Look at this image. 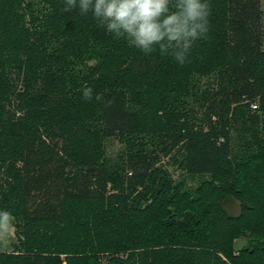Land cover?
Returning <instances> with one entry per match:
<instances>
[{
    "label": "trees",
    "instance_id": "1",
    "mask_svg": "<svg viewBox=\"0 0 264 264\" xmlns=\"http://www.w3.org/2000/svg\"><path fill=\"white\" fill-rule=\"evenodd\" d=\"M40 1L39 15L0 0V214L15 236L0 264H264L260 0H208L184 64L182 47L145 54L91 11ZM108 137L125 145L118 187ZM160 156L209 177L181 189Z\"/></svg>",
    "mask_w": 264,
    "mask_h": 264
},
{
    "label": "clouds",
    "instance_id": "2",
    "mask_svg": "<svg viewBox=\"0 0 264 264\" xmlns=\"http://www.w3.org/2000/svg\"><path fill=\"white\" fill-rule=\"evenodd\" d=\"M68 9L78 6L82 14L92 12L99 24L117 37H127L131 45L151 54L182 47L175 60L184 64L185 53L210 31L211 5L208 0H67ZM65 9V10H68ZM174 9V10H172ZM92 89L84 91L91 99ZM0 216L7 218V213Z\"/></svg>",
    "mask_w": 264,
    "mask_h": 264
},
{
    "label": "rangeland",
    "instance_id": "3",
    "mask_svg": "<svg viewBox=\"0 0 264 264\" xmlns=\"http://www.w3.org/2000/svg\"><path fill=\"white\" fill-rule=\"evenodd\" d=\"M33 1L36 7L40 10L39 12L40 15L42 12H44L45 7L40 0H33ZM260 6L262 11L261 23L263 27L261 48L264 50V0H260ZM28 18L30 17H27L26 19ZM93 62L94 59L89 58L88 55L84 59L85 65H91ZM76 67L79 68L80 65H77ZM248 103L250 109H255V108H251V105L252 104L257 105L256 99L248 101ZM218 139L219 140L216 141V143L222 142L223 140L221 136H218ZM233 139H236V136L234 134L233 137H231V140L234 142ZM148 140H149L148 142L149 144L152 141V139H149L148 137ZM102 146H103V159L106 163V168L109 175L114 180L115 187L120 186V184L123 185L124 177L122 176V171L125 170L123 166L125 145L122 144L120 141H118L117 138L108 137L103 140ZM233 152L234 153L238 152V149L236 148ZM159 163L163 170L162 173L165 174L166 178L172 183H180L181 189L184 190H193L203 179H207L209 177L207 174L204 173L201 174V173H191V172L181 171L177 166L178 163L174 164L173 161L172 160L170 161L169 158L167 157H161ZM7 178L8 177L5 176L4 174L1 175V180H5ZM107 188L109 192H115L117 190V188L112 187V183H110V181L107 183ZM132 197L134 198L135 201L139 200L140 205L143 203L140 201V198L136 196L135 193L131 194V198ZM225 208L227 209V211L230 212L236 211V206L231 201L225 204ZM9 226H12L11 218H7L4 222L0 223V251H4V250L9 251L11 249V244L15 242V236H13L14 234L7 233V229ZM242 243L243 241L241 239L234 240L235 249L239 248L242 245Z\"/></svg>",
    "mask_w": 264,
    "mask_h": 264
},
{
    "label": "crops",
    "instance_id": "4",
    "mask_svg": "<svg viewBox=\"0 0 264 264\" xmlns=\"http://www.w3.org/2000/svg\"><path fill=\"white\" fill-rule=\"evenodd\" d=\"M2 223V222H1ZM10 228V229H9ZM7 233H9V234H14L13 233V228H12V226H9L8 227V229H7ZM14 236V235H13ZM4 251H7V250H4ZM4 251H0V252H4Z\"/></svg>",
    "mask_w": 264,
    "mask_h": 264
},
{
    "label": "built area",
    "instance_id": "5",
    "mask_svg": "<svg viewBox=\"0 0 264 264\" xmlns=\"http://www.w3.org/2000/svg\"><path fill=\"white\" fill-rule=\"evenodd\" d=\"M251 108H255V104H252V105H251Z\"/></svg>",
    "mask_w": 264,
    "mask_h": 264
}]
</instances>
